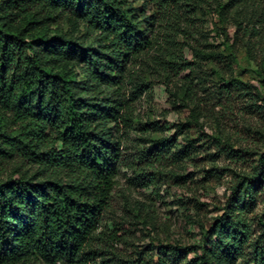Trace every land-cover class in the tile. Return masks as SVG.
Here are the masks:
<instances>
[{"label":"trees","instance_id":"1","mask_svg":"<svg viewBox=\"0 0 264 264\" xmlns=\"http://www.w3.org/2000/svg\"><path fill=\"white\" fill-rule=\"evenodd\" d=\"M245 1L0 0V264H174L160 252H123L124 237L100 229L102 219L116 191L124 194L122 169L130 184L148 187L168 161L199 148V135L178 145L198 124L196 73L206 63L230 71L246 27L236 23L230 44L203 43L194 16L211 5L223 22ZM244 48L264 85V46L257 55L249 38ZM184 72L179 104L188 117L170 135L153 136L161 126L139 121L134 105L155 74ZM211 80L213 93L245 94L264 114L252 86L217 69ZM212 140L231 162L252 157L251 170L236 175L218 212L199 223L197 242L158 247L184 264H264V145Z\"/></svg>","mask_w":264,"mask_h":264},{"label":"rangeland","instance_id":"2","mask_svg":"<svg viewBox=\"0 0 264 264\" xmlns=\"http://www.w3.org/2000/svg\"><path fill=\"white\" fill-rule=\"evenodd\" d=\"M264 0H247L234 6L226 20L220 22L211 5H205L195 13L197 30L202 31L203 43H232L237 22L246 27L239 31V42L235 52L236 60L230 71L221 63L201 64L194 79L199 109L198 124H191L178 138L197 137L199 148L182 162L168 161L162 173L155 175L154 182L148 187L130 184L129 170L122 169L118 177L119 189L114 202L102 219V227L117 230L125 242L117 247L123 252L143 249L165 255L174 264H184L170 254L161 252L160 244L174 247H187L200 239L199 223H208L218 211L226 197L227 189L238 173L250 171L253 158L244 157L239 162H231L222 152L216 153L213 137L227 139L234 148L261 149L264 145V114L249 105V96L232 92L213 93L212 75L214 69L226 78L232 76L252 86V92L259 99L264 98V85L249 70L251 67L245 53V42L250 38L253 51L258 55L264 46ZM263 12V13H262ZM262 13V14H261ZM255 27L252 31L251 27ZM180 40V38L178 39ZM226 44L219 50L228 53ZM184 54L191 60V53L184 48ZM259 58V57H258ZM165 78L155 74L151 77V87L134 105V116L141 122H153L161 130L153 136L170 135L174 125L187 119L189 111L181 107L182 78ZM137 135L130 133V142H136ZM174 174H183L184 180H177ZM129 188V190H128ZM123 196V197H122ZM126 197L127 199H125ZM193 253L191 252L188 257Z\"/></svg>","mask_w":264,"mask_h":264}]
</instances>
